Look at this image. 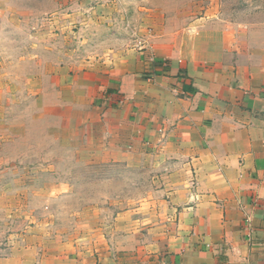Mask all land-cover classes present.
Returning <instances> with one entry per match:
<instances>
[{
  "label": "crops",
  "instance_id": "obj_1",
  "mask_svg": "<svg viewBox=\"0 0 264 264\" xmlns=\"http://www.w3.org/2000/svg\"><path fill=\"white\" fill-rule=\"evenodd\" d=\"M62 1L68 17L112 29L124 19L125 0ZM245 50L86 62L73 138L94 163L150 168L158 196L87 243L41 229L14 235L0 264H264V48Z\"/></svg>",
  "mask_w": 264,
  "mask_h": 264
},
{
  "label": "rangeland",
  "instance_id": "obj_2",
  "mask_svg": "<svg viewBox=\"0 0 264 264\" xmlns=\"http://www.w3.org/2000/svg\"><path fill=\"white\" fill-rule=\"evenodd\" d=\"M121 3L123 25L112 29L100 19L68 17L62 0H0L3 249L35 229L74 245L118 233L114 217L158 196L150 168L94 163L73 138L76 80L92 67L86 62L101 64L121 51L236 59L245 48H264V0Z\"/></svg>",
  "mask_w": 264,
  "mask_h": 264
}]
</instances>
